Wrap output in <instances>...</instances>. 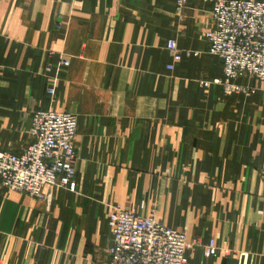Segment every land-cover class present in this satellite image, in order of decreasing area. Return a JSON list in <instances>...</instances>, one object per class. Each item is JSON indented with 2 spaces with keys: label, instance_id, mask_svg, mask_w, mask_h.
I'll return each instance as SVG.
<instances>
[{
  "label": "crops",
  "instance_id": "0c3cea01",
  "mask_svg": "<svg viewBox=\"0 0 264 264\" xmlns=\"http://www.w3.org/2000/svg\"><path fill=\"white\" fill-rule=\"evenodd\" d=\"M175 1L0 0V150L21 153L35 109L77 124L75 191L0 184V264L106 263L115 204L196 239L187 264H264V90L225 94L211 2Z\"/></svg>",
  "mask_w": 264,
  "mask_h": 264
},
{
  "label": "built area",
  "instance_id": "2783aa9c",
  "mask_svg": "<svg viewBox=\"0 0 264 264\" xmlns=\"http://www.w3.org/2000/svg\"><path fill=\"white\" fill-rule=\"evenodd\" d=\"M211 2L208 27L203 32L208 53L221 62L223 77L217 82L227 94L251 93L252 87L238 82L242 77H255L264 90V0H205ZM188 0H176L181 9ZM174 67L182 53L176 41L165 43ZM196 55L185 50L184 54ZM69 60L61 58L59 65L67 66ZM50 69V64L45 70ZM54 94L52 86L47 87ZM76 115L69 110L53 108L35 109L31 113L29 141L21 153L0 150V184L36 200L46 198V189L65 187L76 190ZM111 238L106 248L104 264H187L186 251L196 245L179 229L170 227L153 214H137L120 204L112 206L108 215ZM218 246L211 238L203 246L204 257L217 252ZM223 252L229 250L224 248Z\"/></svg>",
  "mask_w": 264,
  "mask_h": 264
}]
</instances>
